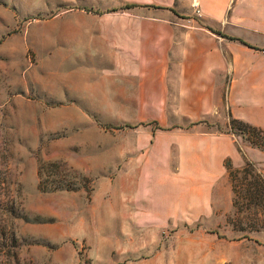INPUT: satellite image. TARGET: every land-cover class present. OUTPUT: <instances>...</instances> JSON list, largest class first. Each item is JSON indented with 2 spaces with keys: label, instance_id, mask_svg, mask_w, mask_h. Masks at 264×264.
I'll return each mask as SVG.
<instances>
[{
  "label": "crops",
  "instance_id": "1",
  "mask_svg": "<svg viewBox=\"0 0 264 264\" xmlns=\"http://www.w3.org/2000/svg\"><path fill=\"white\" fill-rule=\"evenodd\" d=\"M70 1L34 31L36 91L125 127L130 226L216 228L232 208L224 162L264 179V150L227 132L264 131V0Z\"/></svg>",
  "mask_w": 264,
  "mask_h": 264
},
{
  "label": "rangeland",
  "instance_id": "2",
  "mask_svg": "<svg viewBox=\"0 0 264 264\" xmlns=\"http://www.w3.org/2000/svg\"><path fill=\"white\" fill-rule=\"evenodd\" d=\"M71 5L0 0V264H247L262 258L264 179L249 163L227 173L232 208L216 228L129 225L132 181L123 176V159L114 158L120 141L125 149V127L66 110L33 85L34 31ZM234 136L239 147L249 144L248 135Z\"/></svg>",
  "mask_w": 264,
  "mask_h": 264
},
{
  "label": "trees",
  "instance_id": "3",
  "mask_svg": "<svg viewBox=\"0 0 264 264\" xmlns=\"http://www.w3.org/2000/svg\"><path fill=\"white\" fill-rule=\"evenodd\" d=\"M227 132L233 135H237L239 133L246 134L249 136L247 138L249 145L264 150V131L260 128L250 126L240 120L229 119V128ZM224 163L227 168V171L229 172L231 169L230 162L226 160ZM246 165L248 164L246 163Z\"/></svg>",
  "mask_w": 264,
  "mask_h": 264
},
{
  "label": "built area",
  "instance_id": "4",
  "mask_svg": "<svg viewBox=\"0 0 264 264\" xmlns=\"http://www.w3.org/2000/svg\"><path fill=\"white\" fill-rule=\"evenodd\" d=\"M261 53L264 54V49L261 50Z\"/></svg>",
  "mask_w": 264,
  "mask_h": 264
}]
</instances>
